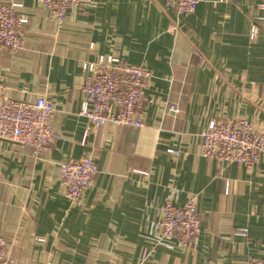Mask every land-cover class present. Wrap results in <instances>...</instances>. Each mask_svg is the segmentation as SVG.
Masks as SVG:
<instances>
[{
	"label": "crops",
	"instance_id": "1",
	"mask_svg": "<svg viewBox=\"0 0 264 264\" xmlns=\"http://www.w3.org/2000/svg\"><path fill=\"white\" fill-rule=\"evenodd\" d=\"M25 49L0 50V93L19 101L48 95L61 135L39 157L0 140V236L16 264H243L264 258V158L252 168L201 155L212 120L264 125L261 0H201L188 15L173 0H88L62 26L39 0ZM116 55L151 73L146 125L93 127L81 115L86 63ZM177 107V112L172 111ZM178 151V154L170 153ZM91 155L99 172L78 203L64 194L59 163ZM174 193L198 197V246L156 244L161 207ZM247 229L248 235L240 234ZM145 251L148 256L144 259Z\"/></svg>",
	"mask_w": 264,
	"mask_h": 264
},
{
	"label": "built area",
	"instance_id": "2",
	"mask_svg": "<svg viewBox=\"0 0 264 264\" xmlns=\"http://www.w3.org/2000/svg\"><path fill=\"white\" fill-rule=\"evenodd\" d=\"M88 0H39L47 8L51 19L62 26L70 9L82 7ZM226 1V0H222ZM180 15L192 14L201 0H173ZM17 2L0 4V50L6 48L18 54L26 47L29 18L19 12ZM261 14L250 27V37L256 40L259 25L264 23V0L259 5ZM89 72L81 90L86 102L81 115L86 116L93 127L111 124L128 128L146 125L143 112L153 103L145 89L152 73L143 65L129 64L116 55H99L94 62L86 63ZM177 112V107L172 106ZM56 108L52 99L41 94L33 101L6 98L0 93V140L6 139L32 148L33 155L51 151L61 139L54 121ZM201 155L220 162L236 163L252 168L264 158V125H256L246 118L212 120L201 132ZM178 154V151L170 150ZM64 194L78 203L99 172L91 155L69 159L59 163ZM198 197L189 194L183 205L176 203L174 193L161 207L156 225V244H166L178 238L184 247L198 246L202 232V218L197 209ZM247 236V229L240 231ZM145 251L144 259L148 256ZM0 264H16L11 258L7 243L0 236ZM243 264H264L263 257L249 256Z\"/></svg>",
	"mask_w": 264,
	"mask_h": 264
}]
</instances>
